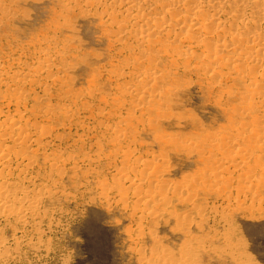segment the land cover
Returning a JSON list of instances; mask_svg holds the SVG:
<instances>
[{
	"label": "rangeland",
	"instance_id": "374dc122",
	"mask_svg": "<svg viewBox=\"0 0 264 264\" xmlns=\"http://www.w3.org/2000/svg\"><path fill=\"white\" fill-rule=\"evenodd\" d=\"M82 1L0 0V136L4 133L1 123L8 124L19 119V122L24 121L25 124L20 122L24 128L26 126L25 134L18 136L17 145L6 140L4 134V139L0 138V151L5 152L6 145L7 150L11 145L7 166L0 165V183L7 188L3 191L0 189V193L6 192L3 194L4 210L5 207L8 210L6 212L0 208V264H264V76H261V72L264 73V48L259 47L256 48L258 52L254 51V47H258L256 45L264 47V22L258 29L250 25L254 15L242 13L243 21L250 18V21H246V38L261 32L258 38H262V41L259 38L257 43H246L245 36L242 37L245 44L241 38V43L234 42L222 53H215V57L219 58L214 64L211 62L212 66L209 65L208 69L204 66L203 57L211 50L206 48V52H209L203 55L205 48L197 46L194 41L190 44L185 41L187 39L182 36L187 33L185 24L180 22V26H176L180 27L176 37L164 32L158 39L153 37L154 41H159H153V48L161 50L154 49L148 53L149 44L152 43L148 44L147 41L144 42L148 44L147 48L143 46L141 36L131 34L136 22L126 18L135 16L132 13L136 14V11L126 10L127 6L111 0ZM154 1L132 0L135 6L142 7L140 12L150 18L162 17L168 23L188 14L192 8L201 16L200 19L203 18L198 19V15L192 18L197 19L199 25L201 21L206 22L207 17L218 16V22L221 21L225 27H221L223 31L212 30L215 41L225 39L229 43L228 38H232V33L242 28L240 22L231 23L226 6L219 8L220 15H212L219 11L218 6L214 7L206 0L198 2V5L196 1L201 0H178L177 5L167 7L166 3L162 4L163 0L155 1L160 3L159 7L163 6L161 9ZM183 2L187 5L182 7ZM154 3L155 6L152 5ZM184 7L189 8L187 12ZM212 7L214 10L210 9ZM164 8H168L167 12ZM169 9L174 11L170 12ZM202 12L206 16L200 14ZM262 34L263 37L260 36ZM133 36H136V41ZM162 40L171 41V49H166V44H169ZM160 42L164 48H159ZM235 45L241 49L234 48ZM163 50H168V54L172 55L168 56L166 52L165 56ZM236 50L238 54L253 51V56H250L257 60L242 64L244 66L238 71L236 67L235 70L232 68L233 71L231 67L235 63L231 64L230 61L235 59ZM183 51L188 52L189 59H182ZM219 59L221 62L225 59L223 63L228 60L231 65L227 63V67L220 63L224 67L221 68L218 66ZM185 60H188L187 64ZM250 64L257 66L254 71L258 74L246 69ZM247 71L249 75L256 74V77L254 75L252 79ZM148 75L160 77V83L143 82ZM239 75L243 76L242 80ZM10 77L11 80L17 78L19 85L8 81ZM251 79L253 82L250 84H260H251L254 88H250L251 85L247 84ZM247 87L249 92L252 91L250 94L254 93V89L256 95L247 94ZM148 90L150 95L156 97L141 93ZM162 91L168 93L164 98H161ZM15 101L19 104L16 105ZM251 102L259 106L253 107ZM247 103L252 107L248 108ZM68 105L69 113L74 115L70 120L60 118V121L55 109L61 106L67 108ZM17 120L13 124L19 126ZM39 126L47 131H42ZM25 135L27 142L22 138ZM37 138L41 139L32 141ZM23 141L24 144L21 143ZM29 149L35 150L39 158ZM15 151L21 154L17 160L15 154L12 155ZM22 151L26 154L29 152L28 156ZM53 154L54 165L43 159L45 166L41 168L42 158ZM39 166L41 170L36 168ZM116 169L120 170L115 172ZM134 181L141 183L140 186H131L130 182ZM46 186L47 189L44 188ZM14 189H24V198ZM115 190L123 191V195ZM148 191L152 195L161 194L164 201L157 200L151 204L152 208L153 204L156 205L157 215L153 218L141 217V212H138L142 206L138 199L142 194L150 193ZM122 196H126V199ZM119 197L125 201L126 207L121 205L123 202ZM31 198L39 204L35 213L26 211ZM132 200L137 204L132 205L138 211L130 205ZM9 210L20 212L23 216L14 217Z\"/></svg>",
	"mask_w": 264,
	"mask_h": 264
},
{
	"label": "bare ground",
	"instance_id": "6f19581e",
	"mask_svg": "<svg viewBox=\"0 0 264 264\" xmlns=\"http://www.w3.org/2000/svg\"><path fill=\"white\" fill-rule=\"evenodd\" d=\"M84 1V0H83ZM82 1V2H83ZM89 1V0H88ZM92 1H94V0H92ZM103 1H107V0H103ZM110 1V0H109ZM111 1H113V2H118V4L120 3V5L122 4L123 6H127L129 9H127V7H126V10H134V11H136V14H134V13H132V12H129L130 14L132 13L133 15H135V16H132V15H129L128 17H126L127 18V20L128 21H130V20H133L134 22H136L135 23V26L133 27V25H134V23L132 22V26H130V28L131 27H133V32H131V34H134V35H138L139 37L141 36V41H143V44H144V42H147L148 44L149 43H152V45L151 44H149L151 47L150 48H148V53H149V51H155L154 49H156V51H160L161 49H159V48H164L165 46H164V44H163V42H165L164 40H162L161 42H162V44H163V46H162V44H161V42H160V44H161V46H159L158 44V46H159V50H157V48H153V46H154V44H153V41H154V39H153V37L155 38H160L161 36L160 35H163L162 33L164 32V33H166L167 35H169V36H171V34H173L174 35V37H176L175 36V34L177 33V31L179 30V28L180 27H177L176 28V26H180V24L181 23H183V24H185L186 25V27H185V30H186V28H187V33L186 34H184V33H182V34H184V35H182V36H184L185 37V39H187V40H185V41H187L189 44L190 43H192L193 41L195 42V44L197 45V46H201V47H203V49L205 48H207L209 51V53L208 52H206L207 51V49L205 50V52H204V54L203 55H205V54H207V55H205V57H203L204 59L203 60H205V62H204V66H205V68H208V67H210V66H212V65H210V64H214L215 63V60H216V62H217V60H218V58L217 57H215V53H218V51H222V50H225V49H228L231 45H233L234 44V42H238L239 41V43H241L240 42V40H241V38L242 37H244L247 33L245 32V29L247 28L246 26V21H248L250 18L248 17V20L246 19V21L244 20L243 21V18L242 17H244V14L246 13H252V15H254V17L252 18L251 17V24L250 25H254V26H256V28H260L259 26L260 25H262L263 24V22H264V18L262 19V17H264V0H246V1H244V0H206L207 1V3L209 4L210 3V5H215L214 7H216V6H218V10H219V8H224L225 6L226 7H228V10H229V13H230V16H231V18H230V20L232 21L231 23H233V22H240L241 24H242V26H240L239 24V26L240 27H242L241 29H240V31L238 30L237 31V33H235V34H233L231 31V33H232V38H228V39H230V40H228V42L229 43H227L226 41H225V39L224 40H220V39H218V37H217V41H215L214 40V38L212 37V35H213V33H212V30H214V29H218V30H222L221 29V27H223L222 26V24L220 23V22H218V16H216L217 18H210L209 19V17H207L208 18V20L205 22L204 20V23L201 21V25H199L198 24V22L195 20V19H192V18H194V17H196V15H198L197 14V11H195V10H193V9H195V8H192V11H190V12H188V14H184V16L182 15V16H179V18H177V19H174V21L172 22V23H168L167 22V20H165V19H163L161 16L162 15H160V13L159 12H157V14H159L160 15V17L161 18H156V17H154V18H150V17H148L149 15H147L146 13H144V12H140V7L138 6H135L134 5V3H135V1H133L132 2V0H111ZM144 1H146V0H144ZM148 1V0H147ZM149 1H152V0H149ZM154 1V0H153ZM155 1H157V0H155ZM154 1V2H155ZM165 0H163V2H162V4L164 3H166L167 5H165L166 7L167 6H171V5H173V4H175L178 0H167V1H165ZM180 1V0H179ZM193 1V0H192ZM205 1V0H204ZM112 2V3H113ZM158 2H159V0H158ZM198 2H202V0L201 1H196V5H198L197 3ZM109 3V2H108ZM111 3V2H110ZM138 3V2H137ZM143 3V2H142ZM145 3V2H144ZM148 3V2H147ZM146 3V5H148ZM152 3V2H151ZM156 4H157V2H155ZM155 3L154 4H152L153 6H155ZM181 3V2H180ZM204 3V2H203ZM69 4V3H68ZM94 4V3H93ZM99 4V3H98ZM114 4V3H113ZM117 4V6H120V5H118ZM136 4V3H135ZM158 4H160V3H158ZM158 4L156 5V6H158ZM183 4H184V2H183ZM201 4V3H200ZM206 4V3H205ZM2 5V4H1ZM89 5V4H88ZM109 5V4H108ZM143 5V4H142ZM175 5H177V3L175 4ZM187 5V4H186ZM185 4L184 5H182V7L183 6H186ZM114 6V5H113ZM160 6V5H159ZM158 6V7H159ZM179 6H181V5H179ZM96 7V6H95ZM103 7V6H102ZM111 7V6H110ZM121 7V6H120ZM152 6H150V8H151ZM163 6H161V7H159L160 9L162 8ZM173 7V6H172ZM195 7H197V6H195ZM111 8H113V7H111ZM142 8V7H141ZM152 8H154V7H152ZM170 8V7H169ZM174 8V7H173ZM176 8V7H175ZM174 8V9H175ZM189 8H190V6H189ZM188 7H187V9H189ZM149 9V8H148ZM165 9V8H164ZM168 9V8H167ZM167 9H165L166 10V12H167ZM171 9V8H170ZM170 9H169V11H170ZM183 9H185V11L187 12V9L184 7ZM210 9H213V7L212 8H210ZM226 9V8H225ZM114 10V9H113ZM125 10V9H124ZM144 9H142V11H143ZM152 10H154V9H152ZM191 10V9H190ZM196 10H197V8H196ZM202 10V9H201ZM214 10V9H213ZM216 11H217V9H215ZM221 10V9H220ZM220 10L218 11V12H216V13H211L212 15H216L217 13L220 15ZM145 11H147V10H145ZM160 12L162 11V10H159ZM174 10H171L170 12H173ZM183 11V10H182ZM5 12V11H4ZM128 11H126V13H127ZM137 12H138V14H137ZM152 12V11H151ZM170 12H169V15H171L170 14ZM184 12V11H183ZM199 12H200V10H199ZM211 12H212V10H211ZM220 12V13H219ZM225 12V11H224ZM228 12V11H227ZM119 13V12H118ZM128 13V14H129ZM163 13V12H162ZM177 13V12H176ZM242 13H244L243 15H242ZM156 14V13H155ZM154 14V15H155ZM166 14V13H165ZM164 14V15H165ZM200 14H202V15H204V12H202V13H200ZM206 14V13H205ZM211 14H209V16H211ZM226 14V13H225ZM124 15H125V11H124ZM159 15H158V17H159ZM169 15H167V16H169ZM174 15L176 16V14L174 13ZM178 15H179V13H178ZM177 15V16H178ZM228 15V14H227ZM226 15V16H227ZM156 16V15H155ZM171 16H173V15H171ZM174 16V17H175ZM204 16H206V15H204ZM208 16V15H207ZM249 16V15H248ZM5 17V16H4ZM110 17V16H109ZM113 17V16H112ZM111 17V18H112ZM115 17V16H114ZM122 17H123V15H122ZM152 17V16H151ZM170 17V16H169ZM198 17V19H200V17H199V15L197 16ZM212 17V16H211ZM246 17V16H245ZM126 18H125V22H126ZM171 18V17H170ZM205 18V17H204ZM206 18V19H207ZM114 19V18H113ZM168 19V18H167ZM201 19H203V18H201ZM200 19V20H201ZM222 19V18H221ZM220 19V20H221ZM227 19V18H226ZM111 20V19H110ZM228 20V19H227ZM226 20V21H227ZM103 21V20H102ZM112 21V20H111ZM121 21V20H120ZM123 21V20H122ZM199 21V20H198ZM181 22V23H180ZM197 22V23H196ZM109 23V22H108ZM128 23V22H127ZM131 23V22H130ZM230 23V22H229ZM234 23V24H235ZM110 24H111V22H110ZM112 24H114V23H112ZM120 24V23H119ZM122 25H123V22L121 23ZM179 24V25H178ZM224 24V23H223ZM106 25H107V23H106ZM109 25V24H108ZM130 24L128 23V26H129ZM227 25V24H226ZM233 25V24H232ZM237 25V26H238ZM109 26H111V25H109ZM108 26V27H109ZM119 26L120 25H118V29H119ZM227 26H229V28H230V26L231 25H227ZM264 26V25H263ZM263 26H261V27H263ZM225 27V26H224ZM223 27V28H224ZM239 27V28H240ZM252 27V26H251ZM110 28V27H109ZM121 28L123 29H125V27L124 26H121ZM120 28V29H121ZM127 28H129V27H127ZM129 28V29H130ZM231 28H232V26H231ZM230 28V29H231ZM238 28V27H237ZM237 28H236V30H237ZM238 28V29H239ZM264 28V27H263ZM130 29V30H131ZM226 29V28H225ZM249 29V28H248ZM126 30V29H125ZM128 30V29H127ZM218 30H217V32H218ZM227 30V29H226ZM257 30V29H256ZM261 30V29H260ZM114 31V30H113ZM118 32H120L119 30H117ZM223 31V30H222ZM232 31H234V30H232ZM262 31H264V29L262 30ZM112 32V31H111ZM123 32V31H122ZM226 32V31H225ZM229 32V33H230ZM252 32V31H251ZM114 33V32H113ZM128 33V32H127ZM222 33V32H221ZM224 33V32H223ZM227 33V32H226ZM249 33V32H248ZM259 33V32H258ZM258 33H257V35L255 34V35H253V36H251V37H248V38H246V36L244 37L245 39H246V43H247V41H248V43H250V42H256L257 43V41H260L262 38H260V40H259V38H258ZM261 33V32H260ZM259 33V34H260ZM140 34H142L143 35V37H142V35H140ZM218 34V33H217ZM197 35V37H194V36H196ZM219 35V34H218ZM223 35V34H222ZM222 35H220V37L222 36ZM231 35V34H230ZM131 36V35H130ZM135 36V37H136ZM224 36L225 35H223L222 37L224 38ZM248 36V35H247ZM260 36H262L263 37V34L262 35H260ZM134 37V36H133ZM134 37V39H135V41H136V38ZM138 38V37H137ZM157 38V39H158ZM183 38V37H182ZM244 38H242L243 39V42H244ZM133 39V40H134ZM151 39H153V40H151ZM215 39H216V36H215ZM132 40V41H133ZM139 40V39H138ZM138 40H137V42H138ZM156 40V39H155ZM170 40V39H169ZM184 40V39H183ZM150 41H152V42H150ZM157 41V40H156ZM156 41H154V42H156ZM262 41V40H261ZM157 42H159V41H157ZM166 42H168V41H166ZM170 42L171 41H169L168 42V44L169 45H167L166 44V46H168V47H166V49L167 48H169L170 47ZM193 42V43H194ZM254 42V43H255ZM127 43V42H126ZM139 44H140V41L138 42ZM252 44L251 43V45L253 46V45H255V44ZM119 44V43H118ZM138 44V45H139ZM148 44L146 45V44H144L143 46H145L146 48H147V46H148ZM238 44V43H237ZM244 44H245V42H244ZM261 44H262V42H261ZM123 45H126V44H123ZM141 45H142V43H141ZM240 45V44H239ZM247 45V44H246ZM245 45V46H246ZM251 45H247V46H251ZM156 46V45H155ZM237 46V47H236ZM246 46V47H247ZM256 46H258V47H254L255 48V50L254 51H257L256 50V48H264V47H262V46H259V45H256ZM263 46H264V41H263ZM124 47V46H123ZM141 47V46H140ZM139 47V48H140ZM173 47V46H172ZM175 47H177V46H175ZM188 47V46H187ZM243 47V46H242ZM126 48V47H125ZM145 48V49H146ZM232 48V47H231ZM230 48V49H231ZM234 48H237L238 50H240L241 48L239 47L238 48V45H235V47ZM63 49V48H62ZM122 49V48H121ZM127 49V48H126ZM128 49H131V48H128ZM127 49V50H128ZM137 49V48H136ZM144 49V50H145ZM165 49V50H166ZM169 49H171V48H169ZM174 49V48H173ZM233 49V48H232ZM243 49H245V48H243ZM242 49V50H243ZM247 49V48H246ZM250 49V48H249ZM165 50H163V53H165V56H171V55H169L168 54V50L167 51H165ZM177 50V49H176ZM179 50V49H178ZM238 50H236V55H234V53H233V51L231 52V54L232 55H234V57H235V59L233 60L232 59V61H230V63L231 64H234L235 63V65L236 64H238V65H234V66H232L231 67V69L233 68H235V69H237V71H238V68H240L241 69V67H243L242 66V64H246V63H250L251 61H252V59H253V57H251V56H253V55H251V52H253V51H249L250 52V54L249 53H243V52H240V54H238ZM263 50V49H262ZM165 51V52H164ZM174 51V50H173ZM173 51H171V52H173ZM202 51V50H201ZM234 51H235V49H234ZM260 51V50H259ZM132 52V51H131ZM140 52V51H139ZM138 52V53H139ZM144 52V51H143ZM166 52H167V55H166ZM177 52V51H176ZM181 52V51H180ZM179 52V53H180ZM224 52V51H223ZM227 52H228V50H227ZM247 52H248V50H247ZM258 52V51H257ZM264 52V51H263ZM133 53V52H132ZM147 53V52H146ZM178 53V52H177ZM177 53H175L176 55H177ZM188 52L186 51H183V53L181 54L183 57H182V59L183 58H187L188 57V54H187ZM190 53V52H189ZM222 53V52H221ZM221 53H219V54H221ZM255 53V52H254ZM137 54V53H136ZM174 54V55H175ZM192 54V53H191ZM190 54V55H191ZM196 53H193V55H195ZM228 54H229V52H228ZM253 54V53H252ZM59 55H60V53H59ZM133 55V54H132ZM251 55V56H250ZM192 56V55H191ZM190 56V57H191ZM216 56H217V54H216ZM222 56V55H221ZM224 56V55H223ZM230 55H228V57H229ZM256 56H258V55H256ZM135 57V56H134ZM139 57V56H138ZM146 57V56H145ZM177 56H175V58H176ZM227 57V56H226ZM233 57V58H234ZM38 58V57H37ZM137 58V57H136ZM140 58V57H139ZM171 58V57H170ZM169 58V59H170ZM178 58H180V56H178ZM196 58H197V56H196ZM217 58V59H216ZM221 58V57H220ZM224 58V57H223ZM230 58V57H229ZM232 58V57H231ZM256 58V57H255ZM253 59V60H257V58L256 59ZM63 59V58H62ZM174 59V58H173ZM187 59H189V58H187ZM142 60V59H141ZM140 60V62H142ZM151 60V59H150ZM220 60V59H219ZM159 61V60H158ZM169 61V60H168ZM187 61V62H186ZM223 61H225V59L224 60H222V62H221V60L220 61H218V66H220L221 68H224L223 66H221L220 65V63H223ZM227 62L224 64H222V65H226L227 63H229L228 62V60H226ZM17 62H18V60H17ZM63 62V61H62ZM151 62V61H150ZM157 62V61H156ZM185 62H186V64L188 63V60H185ZM196 62V61H195ZM212 62V63H211ZM253 62V61H252ZM255 62V61H254ZM253 62V63H254ZM48 63V62H47ZM175 63V62H174ZM173 63V64H174ZM182 63H183V60H182ZM201 64H203V62L201 61L200 62ZM229 63V64H230ZM63 64V63H62ZM66 64V63H65ZM140 64V63H139ZM176 64V63H175ZM174 64V65H175ZM181 64V63H180ZM184 64V63H183ZM182 64V65H183ZM229 64H227V65H229ZM230 64V65H231ZM170 65V64H169ZM210 65V66H209ZM216 65H217V63H216ZM226 65V66H227ZM251 66L250 67H247L246 66V69L247 68H249L248 70H249V72L251 71H253V73L254 72H256V71H254L255 70V64H250ZM30 66V65H29ZM43 66V65H42ZM161 66H162V64H161ZM176 66H177V64H176ZM184 66H186V65H184ZM183 66V67H184ZM195 66H198V65H195ZM203 66V65H202ZM201 66V67H202ZM203 66V67H204ZM66 67V66H65ZM220 67H218V68H220ZM228 67V66H227ZM257 67V66H256ZM10 68V67H9ZM138 68V67H137ZM148 68V67H147ZM186 68V67H185ZM187 68H188V66H187ZM212 68V67H211ZM215 68V67H214ZM260 68V67H259ZM36 69V68H35ZM38 70H41L40 68H37ZM197 69H200V68H197ZM196 69V70H197ZM209 69V68H208ZM213 69V68H212ZM211 69V70H212ZM216 69V68H215ZM232 69V70H233ZM234 69V70H235ZM239 69V70H240ZM1 70H3V69H1ZM163 70V69H162ZM214 70V69H213ZM212 70V71H213ZM233 70V71H234ZM256 70H257V68H256ZM174 71V70H173ZM203 71H205V70H203ZM203 71H201V72H203ZM215 72H216V70H214ZM220 71V70H219ZM260 71V70H259ZM37 72V71H36ZM35 72V73H36ZM250 72V73H251ZM163 73V72H162ZM169 73V72H168ZM236 73H238V72H236ZM249 73V74H250ZM263 75H261V76H264V73H263V71L261 72ZM47 73H45V75H46ZM203 74V73H202ZM247 74H248V71H247ZM248 74V75H249ZM256 74H258L257 72H256ZM256 74H251V75H249L252 79H253V77L252 76H254V78L256 77ZM1 75L2 74H0V78H1ZM48 75V74H47ZM152 75V74H151ZM155 75V74H154ZM176 75V74H175ZM241 75V74H240ZM239 75V77L241 78L240 80H242L243 78V76L241 77ZM248 75H246V76H248ZM7 76V75H6ZM142 76V75H141ZM166 76V75H165ZM164 76V77H165ZM259 76V75H258ZM261 76H259V78L261 77ZM5 77V76H4ZM12 77V76H11ZM11 77H10V79H8V81H11V83H14L15 82V85L16 84H18L17 82L19 81V80H17V78L16 79H12L11 80ZM14 77H15V75H14ZM42 77V76H41ZM48 77V76H47ZM162 77H163V75H162ZM238 77V78H239ZM7 78H9V77H7ZM23 78V77H22ZM131 78V77H130ZM249 78V77H248ZM143 79V78H142ZM161 78L160 77H158V76H156V77H149V75L148 76H146V77H144V80H143V82L145 81V82H148V83H152V82H159V80H160ZM165 79V78H164ZM209 79V78H208ZM251 79V81L249 80L248 81V84L247 85H251V84H253V86L255 85V86H257L258 84H260L259 82H258V84H256L255 82V84L254 83H249V82H253V80ZM58 80V79H57ZM175 80V79H174ZM248 80V79H247ZM261 80H262V77H261ZM260 80V81H261ZM264 80V79H263ZM31 81V80H30ZM141 81V80H140ZM32 82V81H31ZM30 82V83H31ZM34 82V81H33ZM162 82V81H161ZM170 82V81H169ZM262 82V81H261ZM11 83H9V84H11ZM21 83H22V81H21ZM21 83H20V85H21ZM160 83V82H159ZM50 84V83H49ZM19 85V84H18ZM136 85V84H135ZM152 85V84H151ZM13 86V85H12ZM138 86V85H137ZM141 86H143V85H141ZM165 86V85H164ZM260 86V85H259ZM258 86V87H259ZM61 87V86H60ZM146 87V86H145ZM166 87V86H165ZM152 88V87H151ZM167 88V87H166ZM176 88V87H175ZM250 88H254V87H252V85L250 86ZM257 88V87H256ZM260 88V87H259ZM258 88V89H259ZM15 89V88H14ZM130 89V88H129ZM134 89V88H133ZM249 88L247 87V89H245V91L246 90H248ZM261 89V88H260ZM137 90V89H136ZM136 90L135 91H133V94H134V92H136ZM140 90V89H139ZM162 90H164V89H162ZM166 90V89H165ZM169 90V89H168ZM168 90H167V92H168ZM253 91H254V93H255V90L254 89H252ZM32 91V90H31ZM45 90H43V93H45L44 92ZM61 91V90H60ZM144 91V90H143ZM151 91H152V89H151ZM172 91V90H171ZM244 91V90H243ZM244 91V92H245ZM258 91V90H257ZM14 92V91H13ZM64 92V91H63ZM149 92V93H148ZM148 92L146 91V92H141L143 95L144 94H146V96H150L151 98H153V97H156V96H152V94L150 95V91L148 90ZM165 92V93H164ZM162 91V93H161V98H164V97H166L167 95H168V93L166 92V91ZM250 92H252L251 90H250ZM250 92H249V90H248V93L247 94H250ZM61 93H62V91H61ZM66 93V92H65ZM128 93V92H127ZM126 93V94H127ZM152 93H153V91H152ZM155 93V92H154ZM172 93V92H171ZM254 93H251L250 95H253ZM257 93V92H256ZM256 93H255V95H256ZM138 94H139V92H138ZM156 94V93H155ZM246 94V93H245ZM3 95V94H2ZM70 95H72V94H70ZM90 95V94H89ZM125 95V94H124ZM128 95V94H127ZM157 95V94H156ZM170 95V94H169ZM259 95V94H258ZM13 96V95H12ZM74 95H72V97H73ZM87 96V95H86ZM140 96H142V95H140ZM145 96V97H146ZM249 96V95H248ZM254 96V95H253ZM2 97V96H1ZM75 97V96H74ZM149 97V99L151 100V98ZM158 97H159V94H158ZM260 97H261V95H260ZM259 97V98H260ZM15 98H17V97H15ZM76 98V97H75ZM101 98V97H100ZM142 98V97H141ZM148 98V97H147ZM59 99V98H58ZM62 99V98H61ZM70 99V98H69ZM122 99V98H121ZM18 100V99H17ZM22 100V99H21ZM48 100V99H47ZM74 100V99H73ZM137 100H139V99H137ZM155 100V99H154ZM252 100V99H251ZM1 101V100H0ZM18 101H20V100H18ZM18 101H15V103H16V105H18L19 104V102ZM75 101H76V99H75ZM85 101V100H84ZM100 101V100H99ZM142 101V100H141ZM153 101V100H152ZM158 101H161V100H158ZM264 101V100H263ZM262 101V102H263ZM23 100H22V104H23ZM49 102V101H48ZM55 102V101H54ZM72 102V101H71ZM81 102V101H80ZM79 102V103H80ZM131 102V101H130ZM138 102V101H137ZM167 101H165V103H166ZM258 102H260V101H258ZM85 103V102H84ZM132 103V102H131ZM160 103V102H159ZM246 103V102H245ZM244 103V104H245ZM254 102H251V104H252V106L254 105L253 104ZM21 104V103H20ZM21 104V105H22ZM33 104V103H32ZM46 104V103H45ZM44 104V105H45ZM72 104V103H71ZM83 104V103H82ZM106 104V103H105ZM155 104H156V102H155ZM243 104V103H242ZM251 104H249V106H251ZM258 104V103H257ZM261 104V103H260ZM4 105V104H3ZM14 105V104H13ZM48 105H49V103H48ZM55 105V104H54ZM158 105V104H157ZM163 105H165V104H163ZM163 105H161V106H163ZM7 106V105H6ZM33 106V105H32ZM41 106V105H40ZM53 106V105H52ZM59 106V105H58ZM64 106V105H63ZM72 106H75L74 104L72 105ZM86 106V105H85ZM131 106V105H130ZM133 106V105H132ZM134 106H136V105H134ZM137 106H138V104H137ZM154 106H156V105H154ZM241 106H243V105H241ZM247 106H248V103H247ZM249 106H248V108H249ZM251 106V107H252ZM255 106H259V105H254L253 107H255ZM2 107V106H1ZM15 107V106H14ZM20 107V106H19ZM55 107V106H54ZM56 107H57V104H56ZM68 107H69V105L67 106V108H64V107H58L57 109H55V110H57V112L56 113H58L59 114V120H60V118L62 119V120H70V119H72V117H73V115H72V113L70 114L69 113V109H68ZM244 107V106H243ZM243 107H241L240 109H243ZM77 108V107H76ZM157 108H158V106H157ZM237 108V107H236ZM246 108V107H245ZM245 108H244V111H246L247 112V109L245 110ZM20 109V108H19ZM40 109V108H39ZM50 109V108H49ZM52 110H53V108H51ZM51 109H50V111H51ZM100 109V108H99ZM17 110V109H16ZM48 110V109H47ZM54 110V111H55ZM152 110H153V108H152ZM155 110V109H154ZM157 110V109H156ZM250 110V109H249ZM253 110H255V109H253ZM77 111V110H76ZM15 112V111H14ZM17 112V111H16ZM44 112V111H43ZM53 112V111H52ZM75 112V111H74ZM13 113V112H12ZM18 113V112H17ZM46 113V112H45ZM49 113V112H48ZM156 113V112H155ZM249 113V112H248ZM1 114V113H0ZM50 114L52 115V113L50 112ZM152 114H154V113H152ZM158 114H159V112H158ZM249 114H251V112L249 113ZM18 115V114H17ZM17 115H15L16 117H18ZM20 115V114H19ZM45 115V114H44ZM155 116H156V114H154ZM246 115V114H245ZM55 116V115H54ZM161 116H164L163 114L161 115ZM250 116V115H249ZM252 116V115H251ZM19 117H21V115L19 116ZM28 117V116H27ZM56 117V116H55ZM54 117V118H55ZM252 118V117H251ZM11 119V118H10ZM121 119V118H120ZM12 120V119H11ZM17 120V119H16ZM15 120V121H16ZM21 120H22V117H21ZM35 120V119H34ZM46 120V119H45ZM151 120V119H150ZM253 120V119H252ZM4 121V120H3ZM2 121V122H3ZM15 121H12V123H11V121L7 124H3V123H1L2 125H4L3 126V134H4V138L6 139V140H10V142L12 143V145H17L19 142H17V140H18V136H20V135H23V133H24V129L26 130V126H25V128H24V125H22V123H20V122H23V124H25L24 123V121H20L19 122V119L17 120V124H19V126H17L16 124H13V123H15ZM44 121V120H43ZM61 121V120H60ZM118 121V120H117ZM121 121V120H120ZM136 121H138L137 119H136ZM78 122V121H77ZM96 122H97V120H96ZM252 122V121H251ZM45 123V122H44ZM53 123V122H52ZM58 123V122H57ZM60 123V122H59ZM99 123V122H98ZM124 123V122H123ZM150 123V122H149ZM252 123H254V121L252 122ZM13 124V125H12ZM37 124V123H36ZM43 124V123H42ZM46 124V123H45ZM45 124H43V126H45ZM248 124V123H247ZM62 125V124H61ZM98 125V124H97ZM38 126V125H37ZM36 126V127H37ZM42 126V127H43ZM127 126V125H126ZM130 126V125H129ZM134 126V125H133ZM149 126V125H148ZM35 127V126H34ZM35 127V128H36ZM40 127V126H39ZM42 127H40L41 129H42ZM46 127V126H45ZM68 127V126H67ZM66 127V128H67ZM115 127H117V126H115ZM57 128H58V126H57ZM152 128V127H151ZM1 129V130H2ZM39 129V128H38ZM40 129V130H41ZM46 129H48V128H46ZM51 129V128H50ZM133 129V128H132ZM147 129V128H146ZM32 130H33V128H32ZM37 130V129H36ZM40 130H39V133H40ZM47 131V130H45V129H42V131ZM63 130V129H62ZM112 130H113V128H112ZM119 130V129H118ZM31 131V130H30ZM41 131V132H42ZM27 132H29V131H27ZM32 132V131H31ZM38 132V131H37ZM117 132V131H116ZM124 132V131H123ZM1 133H2V131H1ZM118 133V132H117ZM2 134V135H3ZM25 134V133H24ZM32 134H34V131H33V133ZM35 134H36V131H35ZM43 134V133H42ZM45 134V133H44ZM43 134V135H44ZM58 134V133H57ZM122 134V133H121ZM2 135L0 136V138L2 137ZM15 135H17V136H15ZM27 135V134H26ZM25 135V138L24 137H22L24 140H26V142H27V136ZM28 135H29V133H28ZM77 135V134H76ZM39 136V135H38ZM41 136V135H40ZM65 136L67 137V135L65 134ZM1 138V140L2 139H4V138ZM31 137V136H30ZM33 137H34V135H33ZM37 137V136H36ZM160 137V136H159ZM171 137V136H170ZM216 137V136H215ZM54 138H55V136H54ZM158 138V137H157ZM161 138V137H160ZM219 138V137H218ZM38 139H41V138H37V139H32V141H34L35 142V140H38ZM80 139V138H79ZM173 138H171V140H172ZM176 139V138H175ZM229 139V138H228ZM249 139V138H248ZM251 139V138H250ZM255 139V138H254ZM21 141H22V139H20ZM19 140V141H20ZM66 140V139H65ZM158 140V139H157ZM161 140H162V138H161ZM227 140V139H226ZM256 140V139H255ZM5 141V140H4ZM3 141V142H4ZM39 141V140H38ZM160 141V140H159ZM8 142V141H7ZM161 142V141H160ZM164 142V141H163ZM162 142V143H163ZM178 142V141H177ZM182 142V141H181ZM220 142V141H219ZM21 143H25V141H23V142H21ZM173 143V142H172ZM1 144V143H0ZM7 144V143H6ZM27 144V143H26ZM30 144V143H29ZM37 144V143H36ZM36 144H34V145H36ZM54 144V143H53ZM82 144V143H81ZM113 144V143H112ZM31 145V144H30ZM38 145V144H37ZM64 145V144H63ZM193 145V144H192ZM7 146L8 145H6V148H7ZM25 146V145H24ZM82 146V145H81ZM1 147V146H0ZM10 147H11V145H10ZM10 147H8L9 149H11ZM13 147H15V146H13ZM36 147V146H35ZM38 147V146H37ZM40 147V146H39ZM186 147V146H185ZM4 149V151L5 152H3V151H0V165H5V166H7V163L9 162V154H8V150L7 149ZM16 148V147H15ZM188 148V147H187ZM1 149V148H0ZM20 148H18L17 150H19ZM23 149V148H22ZM32 149V148H31ZM31 149H29V151H34V153H35V150H31ZM34 149V148H33ZM35 149H37V148H35ZM2 150V149H1ZM24 150V149H23ZM26 150V149H25ZM24 150V151H25ZM51 150V149H50ZM24 151H22V152H24ZM43 151H44V149H43ZM58 151V150H57ZM185 151V150H184ZM10 152V151H9ZM16 152V151H15ZM20 152V151H19ZM42 152V151H41ZM128 152V151H127ZM126 152V153H127ZM232 152V151H231ZM29 153V152H28ZM27 153V154H28ZM44 153V152H43ZM129 153V152H128ZM186 153V152H185ZM13 154H15L14 155V158L16 159V158H18V157H20L21 156V154H19V153H12V155ZM24 154H26L25 152H24ZM26 154V155H27ZM36 154V153H35ZM39 154H42V153H39ZM68 154V153H67ZM235 154V153H234ZM25 155V156H26ZM30 155H32V154H30ZM29 155V156H30ZM37 155V154H36ZM36 155H32L33 157H35ZM46 155H49V153L48 154H46ZM129 155V154H128ZM162 155V154H161ZM239 155V154H238ZM24 156V157H25ZM28 156V155H27ZM58 156V155H57ZM65 156V155H64ZM74 156V155H73ZM205 156H207V155H205ZM227 156V155H226ZM244 156V155H243ZM42 157V156H41ZM55 155L53 154V156H45V158H42V165H40L41 166V168H42V166L44 167L45 165H43L44 164V162H43V159H44V161L45 162H49L50 163V165L51 164H53L54 162H55ZM60 157V156H59ZM58 157V158H59ZM240 157H242V156H240ZM246 157V156H245ZM11 158H12V156H11ZM13 158V159H14ZM29 158V157H28ZM37 158H39V156L37 155ZM36 158V159H37ZM57 158V159H58ZM27 159V158H26ZM66 159V158H65ZM211 159V158H210ZM17 160V159H16ZM40 160H41V158H40ZM39 160V161H40ZM60 160V159H59ZM62 160V159H61ZM24 161V160H23ZM37 162V163H40V162ZM79 161H80V159H79ZM25 162V161H24ZM59 162H61V161H59ZM66 162H67V160H66ZM135 162V161H134ZM201 162V161H200ZM16 163V165L18 164V162H15ZM32 163V162H31ZM36 163V162H35ZM62 163V162H61ZM65 163V162H64ZM72 163V162H71ZM75 163V162H74ZM242 163V162H241ZM30 164V163H29ZM34 164V163H33ZM32 164V165H33ZM60 164V163H59ZM58 164V165H59ZM78 164V163H77ZM228 164V163H227ZM235 164V163H234ZM10 165V164H9ZM19 165V164H18ZM31 165V164H30ZM50 165H49V167H50ZM54 165V164H53ZM63 165V164H62ZM149 165V164H148ZM157 165V164H156ZM233 165V164H232ZM231 165V166H232ZM4 166V167H5ZM14 166V165H13ZM23 166V165H22ZM28 166V165H27ZM37 166V165H36ZM40 166L39 167H36V168H40ZM56 166V165H55ZM144 166V165H143ZM147 166V165H146ZM3 166H2V168H4ZM48 167V166H47ZM62 167V166H61ZM153 167H154V165H153ZM197 167V166H196ZM204 167V166H203ZM225 167V166H224ZM16 168V167H15ZM25 168V167H24ZM29 168V167H28ZM31 168V167H30ZM41 168H40V170H41ZM60 168V167H59ZM73 168V167H72ZM131 168H132V166H131ZM142 168H144V167H142ZM146 168V167H145ZM149 168V167H148ZM148 168H147V170H148ZM62 169V168H61ZM69 169V168H68ZM141 169V168H140ZM150 169V168H149ZM244 169V168H243ZM10 170H11V168H10ZM20 170H22L21 168H20ZM35 170V169H34ZM37 170V169H36ZM47 170V169H46ZM50 170H52V169H50ZM59 170V169H58ZM120 170V169H119ZM118 169H116V171L115 172H117V171H119ZM146 170V171H147ZM151 170V169H150ZM152 170H154V168L152 169ZM159 170V169H158ZM207 170V169H206ZM223 170H225V169H223ZM248 170V169H247ZM25 171V170H24ZM43 171V170H42ZM53 171V170H52ZM2 172V170L0 171V173ZM20 172V171H19ZM37 172H39V171H37ZM56 172H58V171H56ZM80 172V171H79ZM151 172V171H150ZM201 172V171H200ZM226 172V171H225ZM21 173V172H20ZM50 173V172H49ZM53 173V172H52ZM59 173V172H58ZM58 173H55V174H58ZM156 172H154V174H155ZM211 173H214V172H211ZM121 174V173H120ZM119 174V175H120ZM149 174H151V173H149ZM9 175V174H8ZM60 175V174H59ZM68 175H70V174H68ZM123 175V174H122ZM217 175V174H216ZM30 176V175H29ZM42 176V175H41ZM47 176V175H46ZM50 176V175H49ZM152 176V175H151ZM1 177V176H0ZM32 177V176H31ZM35 177V176H34ZM53 177V176H52ZM68 177V176H67ZM72 177V176H71ZM126 178L128 177V176H125ZM150 177V176H149ZM28 178V177H27ZM13 179V178H12ZM42 179V178H41ZM67 179V178H66ZM151 179V178H150ZM201 179H202V177H201ZM206 179V178H205ZM213 179H215V178H213ZM26 180V179H25ZM33 180V179H32ZM47 180V179H46ZM62 180V179H61ZM120 180V179H119ZM137 180H139V179H137ZM183 180V179H182ZM191 180H192V178H191ZM217 180V179H216ZM243 180V179H242ZM114 181V180H113ZM129 181V180H128ZM130 181H133V180H130ZM146 181H148V179L146 180ZM193 181V180H192ZM200 181H202V180H200ZM215 181V180H214ZM5 182V181H4ZM71 182V181H70ZM140 182V181H139ZM186 182V181H185ZM204 182V181H203ZM230 182H231V180H230ZM2 183V182H1ZM0 183V189H1V191H3L4 190V186H2V184ZM60 183V182H59ZM78 183V186H79V182H77ZM118 183H119V181H118ZM117 183V184H118ZM147 183V182H146ZM211 183V182H210ZM6 184V183H5ZM12 184V183H11ZM34 184V183H33ZM32 184V185H33ZM103 184V183H102ZM108 184V183H107ZM140 184L141 183H139V184H136V182L134 181L133 183H131L130 182V185L131 186H133V187H135V188H137V187H139L140 186ZM187 184V183H186ZM185 184V185H186ZM215 184V183H214ZM120 185V184H119ZM122 185V184H121ZM149 185V184H148ZM6 186V185H5ZM19 186V185H18ZM48 186H49V184H48ZM59 186V185H58ZM77 186V185H76ZM77 186V187H78ZM100 186H105V184L104 185H100ZM107 186V185H106ZM187 186H188V184H187ZM206 186V185H205ZM212 186V185H211ZM7 187V186H6ZM33 187V186H32ZM62 187V186H61ZM73 187V186H72ZM96 187V186H95ZM110 187V186H109ZM116 187H118V186H116ZM128 187V186H127ZM126 187V188H127ZM146 187V186H145ZM176 187V186H175ZM190 187V186H189ZM226 187V186H225ZM21 188V187H20ZM39 188V187H38ZM45 189H47V186L46 187H44ZM106 188V187H105ZM119 188V187H118ZM121 188V187H120ZM119 188V189H120ZM142 188V187H141ZM5 189H7V188H5ZM25 189V188H24ZM23 189V190H24ZM70 189V188H69ZM90 189V188H89ZM107 189V188H106ZM110 189H112V188H110ZM115 189V188H114ZM121 189H124L125 190V188H121ZM128 189V188H127ZM242 189V188H241ZM15 190V192H17L18 191V194H20V196L21 197H23L24 198V196H25V192L22 190V189H18V190H16V189H14ZM48 190H49V188H48ZM48 190H47V192H48ZM138 190H139V188H138ZM147 190H148V188H147ZM150 190V189H149ZM174 190V189H173ZM41 191V190H40ZM56 191V190H55ZM63 191V190H62ZM62 191H60V192H62ZM76 191V190H75ZM107 191V190H106ZM116 192H120L121 193V195H123V191L121 192V190L120 191H117V190H115ZM128 191V190H127ZM126 191V192H127ZM134 191H135V189H134ZM141 191V190H140ZM143 191V190H142ZM159 191V190H158ZM172 191V190H171ZM207 191V190H206ZM220 191V190H219ZM15 192H14V194H15ZM73 192V191H72ZM136 192H138V191H136ZM145 192V191H144ZM147 192V191H146ZM148 192H150V191H148ZM161 192V191H160ZM160 192H158V193H160ZM175 192V191H174ZM235 192V191H234ZM4 193H6L5 191H4ZM3 193V194H4ZM7 193H8V190H7ZM11 193H13V192H11ZM39 193V192H38ZM132 193V192H131ZM143 193V192H142ZM141 193V194H142ZM155 193V192H154ZM215 193V192H214ZM3 194H2V192L0 193V208H1V210H4V196H3ZM13 194V195H14ZM27 194V193H26ZM84 194V193H83ZM118 195H119V193H117ZM124 194H125V192H124ZM145 194V193H144ZM142 194L140 197H139V199H138V201L140 200L141 202V204H142V206L140 207V211H138L137 209V207H135V206H133L132 204H134V205H137V204H135V202L132 200V203H130V205H132L133 206V208L135 207V209L138 211V212H141V213H139V214H142L141 215V217L144 215V216H146V217H154L155 216V214H156V209H155V206H154V204L156 203L155 201H157V200H161V197H162V195L161 194H159V195H152V192H150V193H147V194ZM216 194V193H215ZM60 195V194H59ZM82 195V194H81ZM132 195H134L133 193H132ZM137 195V194H136ZM135 195V196H136ZM139 195H140V193H139ZM186 195V194H185ZM189 195V194H188ZM47 196V195H46ZM99 196V195H98ZM113 196V195H112ZM176 196V195H175ZM52 197V196H51ZM82 197V196H81ZM104 197H106V196H104ZM123 197V199H126L125 197L126 196H122ZM12 198H13V196H12ZM38 198V197H37ZM86 198V197H85ZM120 198V197H119ZM118 198V200H119V202H120V199H122V198H120L119 199ZM136 198V197H135ZM28 199V198H27ZM32 199V198H31ZM31 199H29V201H28V206H26L27 208H26V211L27 212H33V213H35L34 211L35 210H37L36 208L38 207L37 205H39L38 204V202H37V200H31ZM35 199V198H34ZM114 199V198H113ZM123 199H122V201L121 202H123ZM127 199H128V197H127ZM137 199H135V200H137ZM162 199H163V197H162ZM166 199H168V198H166ZM6 200V199H5ZM14 200V199H13ZM22 200V199H21ZM26 200V199H25ZM90 200V199H89ZM114 201V200H113ZM162 201V200H161ZM161 201H158V202H161ZM168 201V200H167ZM69 202V201H68ZM104 202V201H103ZM118 202V201H117ZM125 202V201H124ZM124 202L123 203H121V205H125L124 204ZM130 202V201H129ZM162 202H164V201H162ZM26 203H27V201H26ZM107 203V202H106ZM127 203V202H126ZM152 203H154L153 204V208L155 209H153L152 208ZM176 203V202H175ZM20 204V203H19ZM110 204V203H109ZM128 204V203H127ZM140 204V205H141ZM161 204V203H160ZM158 205V204H157ZM20 206V205H19ZM122 206V207H123ZM125 207H126V205H125ZM125 207H123V208H125ZM158 207V206H157ZM6 208V210H4V211H8L7 210V207H5ZM12 208V207H11ZM14 208V207H13ZM20 208V207H19ZM120 208H121V206H120ZM130 208H131V206H130ZM132 208V209H133ZM164 208V207H163ZM9 209V208H8ZM135 209H133V210H135ZM159 209V208H158ZM12 210V209H11ZM11 210H9L10 212L9 213H11L14 217H16L17 216V218H20V217H22L23 216V214L22 213H20V212H14V211H11ZM128 210V209H127ZM168 210V209H167ZM173 210V209H172ZM19 211V210H18ZM23 211V210H22ZM21 211V212H22ZM26 211H25V213H26ZM24 212V211H23ZM42 213V212H41ZM133 213V212H132ZM131 213V214H132ZM138 214V215H139ZM166 214V213H165ZM170 214V213H169ZM7 215H8V213H7ZM157 215V214H156ZM160 215V214H159ZM175 216V215H174ZM177 216V215H176ZM183 216V215H182ZM173 217V216H172ZM16 218V219H17ZM138 218H140V216L138 217ZM151 218V219H152ZM168 218V217H167ZM137 219V218H136ZM151 219H149V220H151ZM179 220V219H178ZM22 221H24V220H22ZM180 223V222H179ZM34 225V224H33ZM140 226V225H139ZM137 228H138V226H137ZM141 229V228H140ZM139 229V230H140ZM159 260V259H158ZM165 260V259H164Z\"/></svg>",
	"mask_w": 264,
	"mask_h": 264
}]
</instances>
